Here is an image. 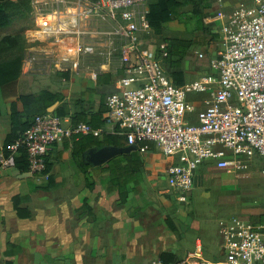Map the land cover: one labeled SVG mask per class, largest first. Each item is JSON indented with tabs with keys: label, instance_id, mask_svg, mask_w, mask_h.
I'll return each mask as SVG.
<instances>
[{
	"label": "crops",
	"instance_id": "crops-1",
	"mask_svg": "<svg viewBox=\"0 0 264 264\" xmlns=\"http://www.w3.org/2000/svg\"><path fill=\"white\" fill-rule=\"evenodd\" d=\"M178 1L176 17L158 36L170 43L169 73L183 85L210 72L209 61L221 49L222 27L246 0ZM157 2L149 0L148 8ZM7 32H0V40ZM22 70L19 96L47 90L59 99L46 110L31 107V118L65 107L67 126L86 123L93 132L54 146L49 170L40 176L16 167L8 175L0 166V264H198L193 257L198 252L212 264H226L220 224L231 219L230 211L213 201V192L238 186L250 170L260 171L264 181L262 158L236 172L219 168L216 161L203 162L189 201L182 204L168 174L180 161L155 145L144 153L134 148L118 154L102 165L91 161V152L131 147L105 119L119 76L109 73L92 81ZM15 106L24 111L17 98L4 100L0 94V142L12 131ZM249 223L264 226V207L250 213Z\"/></svg>",
	"mask_w": 264,
	"mask_h": 264
},
{
	"label": "built area",
	"instance_id": "built-area-1",
	"mask_svg": "<svg viewBox=\"0 0 264 264\" xmlns=\"http://www.w3.org/2000/svg\"><path fill=\"white\" fill-rule=\"evenodd\" d=\"M148 1L29 0L23 67L42 76L70 73L92 81L119 76L106 103V122L141 153L155 145L179 159L168 174L182 204L206 161L236 172L248 170L258 156L264 178V0H246L232 12L210 72L183 85L169 73V43L151 39ZM67 122L53 113L37 115L8 147L0 142L1 168L11 175L25 151L28 173H46L54 146L93 132L86 123ZM220 235L226 264H264V226L232 217L221 222ZM193 257L212 264L200 252Z\"/></svg>",
	"mask_w": 264,
	"mask_h": 264
},
{
	"label": "trees",
	"instance_id": "trees-1",
	"mask_svg": "<svg viewBox=\"0 0 264 264\" xmlns=\"http://www.w3.org/2000/svg\"><path fill=\"white\" fill-rule=\"evenodd\" d=\"M180 7L181 2L178 0H158L157 3L149 6L148 19L155 35H160L162 33L163 25L171 22L176 17V11ZM25 18L30 19L29 0H0V30L11 27L15 20ZM0 45H9L11 49H14L17 47L18 42L15 38L6 36L1 40ZM170 59L169 63L171 64ZM23 60L24 55L17 54L10 60L0 62V94L2 98L4 100L12 97L17 98L24 106V111L22 113L16 109V106L13 107L11 114L12 131L5 141L6 147H8L32 126L35 118H31V107L39 105L41 108L46 110L59 101L56 95L47 90L42 91L38 95L19 96L18 83L23 72ZM175 84L180 85L178 82ZM64 108L65 107L58 109L57 113L55 114L60 117H64L65 112L61 111ZM45 113H48V111ZM137 150L139 151V149ZM49 166L50 164L48 165V170ZM15 167L21 173H28L29 161L28 154L25 151H22L20 156L16 158Z\"/></svg>",
	"mask_w": 264,
	"mask_h": 264
},
{
	"label": "rangeland",
	"instance_id": "rangeland-1",
	"mask_svg": "<svg viewBox=\"0 0 264 264\" xmlns=\"http://www.w3.org/2000/svg\"><path fill=\"white\" fill-rule=\"evenodd\" d=\"M31 27L29 18L15 20L13 25L7 29V36L15 38L18 42L17 47L11 49L9 45H0V62L10 60L13 56L24 55L25 42ZM1 38V35H0ZM156 44L166 42L164 37L154 35L151 38ZM1 43V40H0ZM246 180L236 187L223 189L218 187L213 192V201L225 205L227 211H230L228 217H241L249 222V215L257 208L264 207V181L261 179L260 171H248Z\"/></svg>",
	"mask_w": 264,
	"mask_h": 264
},
{
	"label": "water",
	"instance_id": "water-1",
	"mask_svg": "<svg viewBox=\"0 0 264 264\" xmlns=\"http://www.w3.org/2000/svg\"><path fill=\"white\" fill-rule=\"evenodd\" d=\"M134 147H129L125 149L118 148H103L97 152H91V161L95 165H102L115 157L118 154L127 153L133 150Z\"/></svg>",
	"mask_w": 264,
	"mask_h": 264
}]
</instances>
